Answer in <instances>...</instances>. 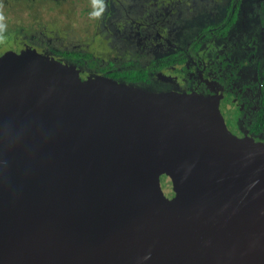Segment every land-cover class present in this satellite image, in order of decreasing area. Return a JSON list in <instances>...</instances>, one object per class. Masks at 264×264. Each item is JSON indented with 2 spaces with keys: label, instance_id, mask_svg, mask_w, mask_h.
<instances>
[{
  "label": "water",
  "instance_id": "obj_1",
  "mask_svg": "<svg viewBox=\"0 0 264 264\" xmlns=\"http://www.w3.org/2000/svg\"><path fill=\"white\" fill-rule=\"evenodd\" d=\"M228 108L2 48L0 264H264V134Z\"/></svg>",
  "mask_w": 264,
  "mask_h": 264
},
{
  "label": "flooded vegetation",
  "instance_id": "obj_2",
  "mask_svg": "<svg viewBox=\"0 0 264 264\" xmlns=\"http://www.w3.org/2000/svg\"><path fill=\"white\" fill-rule=\"evenodd\" d=\"M4 1L28 3L19 10L34 16L35 29L7 31L0 50H35L86 77L103 76L155 92L205 96L218 89L229 98L234 128L256 135L249 130L252 120L245 116L240 91L242 80L259 76L253 64L244 68L241 62L254 54L248 44L253 35L264 46V0H104L98 20L89 15L92 0H78L91 4L86 10L71 5L73 0ZM51 1L68 3L81 22L86 19L82 14L89 15L94 27L72 31L65 8L55 16L44 6L36 12L38 3ZM42 15L60 20L44 21ZM233 101L240 113L231 107Z\"/></svg>",
  "mask_w": 264,
  "mask_h": 264
},
{
  "label": "crops",
  "instance_id": "obj_3",
  "mask_svg": "<svg viewBox=\"0 0 264 264\" xmlns=\"http://www.w3.org/2000/svg\"><path fill=\"white\" fill-rule=\"evenodd\" d=\"M259 38L258 34L249 38L248 44L253 46L254 54L249 56L251 61H248L247 59L249 58H246L245 62H241L244 68L247 64L254 65L258 72L259 81L253 80L251 77L249 80H242V90L240 91L241 97L246 103L247 110H245V116L252 120V126L250 125L249 130L252 132L255 131V134L257 135L260 133L264 134V109L261 108L264 106V46L260 45ZM253 42L254 45L251 44ZM257 47L258 50L256 51ZM239 76L242 78L241 74H239ZM234 103L235 102L233 101L231 107L233 106V110H237L238 113H240L241 110L237 105H233Z\"/></svg>",
  "mask_w": 264,
  "mask_h": 264
},
{
  "label": "rangeland",
  "instance_id": "obj_4",
  "mask_svg": "<svg viewBox=\"0 0 264 264\" xmlns=\"http://www.w3.org/2000/svg\"><path fill=\"white\" fill-rule=\"evenodd\" d=\"M13 2V3H12ZM12 2H5L4 0H0V3H2L4 5V14L7 17V31H12L14 29H20L21 27L25 28L24 30L21 29L22 32H28L29 29H35L34 28V16L31 17L32 14L29 13V11L25 10L24 12H20V8L26 7V5H28V3H24L22 1H12ZM70 2H75V3H71V5L73 6H80L83 7L84 10H86L89 6H91V4L87 3V2H80L78 0H73V1H69ZM15 3H18V5H16ZM34 3H30V4H35ZM38 4H41L39 6H37L35 8L36 12L39 11V9L44 6L47 9V12L50 13L51 15L57 14V11L61 12L62 9H66L68 15L71 18H67V23L70 26V29H72V31H77L75 26H79L80 28H93L94 24L91 23L89 21V15L86 14H82V17L86 18L85 20H83V22H81L80 18L81 16H78L72 12V10H70V5L68 3H59L56 1H51V2H40ZM37 5V4H36ZM34 5V6H36ZM33 6V7H34ZM81 9V8H80ZM23 10V9H21ZM40 14H44V12H41ZM55 16V15H54ZM44 21H56V20H60L59 18L56 17H49L46 15H42ZM77 17V19H73ZM31 19V22H30ZM93 31V30H92Z\"/></svg>",
  "mask_w": 264,
  "mask_h": 264
},
{
  "label": "clouds",
  "instance_id": "obj_5",
  "mask_svg": "<svg viewBox=\"0 0 264 264\" xmlns=\"http://www.w3.org/2000/svg\"><path fill=\"white\" fill-rule=\"evenodd\" d=\"M4 5L0 3V44H3L6 40L5 33L7 32V17L4 14ZM106 9L104 0H92V11L90 12V18L94 20L101 19L103 12Z\"/></svg>",
  "mask_w": 264,
  "mask_h": 264
}]
</instances>
